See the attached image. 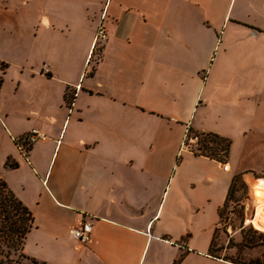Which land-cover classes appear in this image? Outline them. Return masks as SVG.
Wrapping results in <instances>:
<instances>
[{"label": "crops", "instance_id": "crops-1", "mask_svg": "<svg viewBox=\"0 0 264 264\" xmlns=\"http://www.w3.org/2000/svg\"><path fill=\"white\" fill-rule=\"evenodd\" d=\"M0 63V178L32 213L27 256L234 264L214 245L251 154L264 177V0H0ZM187 126L228 139L226 161L182 148ZM32 129L47 140L24 156Z\"/></svg>", "mask_w": 264, "mask_h": 264}, {"label": "rangeland", "instance_id": "rangeland-1", "mask_svg": "<svg viewBox=\"0 0 264 264\" xmlns=\"http://www.w3.org/2000/svg\"><path fill=\"white\" fill-rule=\"evenodd\" d=\"M201 139V137L197 138L194 144L199 145ZM253 145L248 143L246 149L248 147L251 149ZM245 163L248 169L240 175L241 178L236 182L232 196L221 210L220 227L216 233L214 249L217 256L227 260L242 264H264V233L250 224L259 205L253 190L257 180L264 177H260V173H257L256 168H260V158L256 154L246 158ZM33 236L30 235V247L33 245ZM52 252L48 248L40 251L41 256L46 258H49Z\"/></svg>", "mask_w": 264, "mask_h": 264}, {"label": "trees", "instance_id": "trees-1", "mask_svg": "<svg viewBox=\"0 0 264 264\" xmlns=\"http://www.w3.org/2000/svg\"><path fill=\"white\" fill-rule=\"evenodd\" d=\"M6 67V64L0 63V88L3 82V71ZM65 99L66 103L71 102L68 96ZM201 138L198 142L201 144L198 148L200 153L222 162L226 161L231 145L228 139L215 134H202ZM6 165L12 168L16 167V164L10 162H7ZM240 178V175L234 177L227 201L232 196L236 182ZM33 227L34 221L31 211L14 195L5 181L0 178V264H41L23 252L25 239ZM223 259L227 260L226 258ZM227 261L234 264H242L233 260Z\"/></svg>", "mask_w": 264, "mask_h": 264}, {"label": "built area", "instance_id": "built-area-1", "mask_svg": "<svg viewBox=\"0 0 264 264\" xmlns=\"http://www.w3.org/2000/svg\"><path fill=\"white\" fill-rule=\"evenodd\" d=\"M106 16L103 14L100 18L98 26L96 28L93 48H95L99 43H104L108 40V31L105 25ZM79 89V86H77ZM15 145L18 151L26 156L27 151L30 145H33L37 142H44L47 140V135L38 129H32L29 133L24 135L21 138H13ZM196 140L195 137L191 136L189 126L186 127L184 139L182 142V148L187 147V145H191ZM222 169L227 171L229 169L228 163H224L222 165ZM69 235L75 239H77L80 243H87L90 240V226L87 224H82L76 228H72L69 231Z\"/></svg>", "mask_w": 264, "mask_h": 264}, {"label": "bare ground", "instance_id": "bare-ground-1", "mask_svg": "<svg viewBox=\"0 0 264 264\" xmlns=\"http://www.w3.org/2000/svg\"><path fill=\"white\" fill-rule=\"evenodd\" d=\"M253 192L256 200L259 201V205L257 206L255 216L250 220V224L256 230L264 233V178L257 180Z\"/></svg>", "mask_w": 264, "mask_h": 264}]
</instances>
